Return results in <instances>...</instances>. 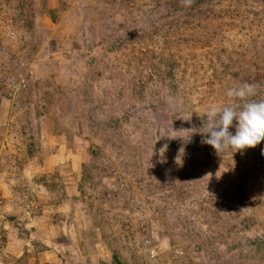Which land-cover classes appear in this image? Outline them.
Masks as SVG:
<instances>
[{"label": "rangeland", "instance_id": "rangeland-1", "mask_svg": "<svg viewBox=\"0 0 264 264\" xmlns=\"http://www.w3.org/2000/svg\"><path fill=\"white\" fill-rule=\"evenodd\" d=\"M196 1L0 0V264H264V140L198 131L264 99V0Z\"/></svg>", "mask_w": 264, "mask_h": 264}, {"label": "clouds", "instance_id": "clouds-1", "mask_svg": "<svg viewBox=\"0 0 264 264\" xmlns=\"http://www.w3.org/2000/svg\"><path fill=\"white\" fill-rule=\"evenodd\" d=\"M186 2L190 5L192 0ZM258 87L244 83L230 88L226 95L232 103L210 106L203 116V126L198 130L202 142L217 153H224L228 149L235 152L252 148L264 140V99H252L258 95ZM237 100L241 103H236ZM233 121L236 122L234 134L229 130L233 127ZM195 131L187 130L190 134Z\"/></svg>", "mask_w": 264, "mask_h": 264}, {"label": "trees", "instance_id": "trees-1", "mask_svg": "<svg viewBox=\"0 0 264 264\" xmlns=\"http://www.w3.org/2000/svg\"><path fill=\"white\" fill-rule=\"evenodd\" d=\"M202 2H203V0H197L195 7H198V5H201ZM51 18L54 19L53 16ZM254 205L264 206V200H261L259 198V201L256 202ZM251 208H255V206H253L251 204ZM242 220L244 222L254 221L256 224H258V222H257L258 220L255 218V213L246 216ZM254 242H255L254 244L256 245L257 249H262L264 247V239H262V238H256ZM113 263L114 264H122L115 256L113 257Z\"/></svg>", "mask_w": 264, "mask_h": 264}]
</instances>
